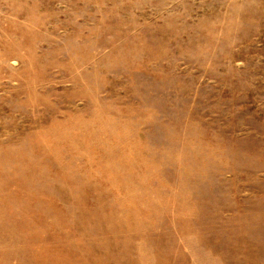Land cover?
<instances>
[{
  "label": "rangeland",
  "instance_id": "1",
  "mask_svg": "<svg viewBox=\"0 0 264 264\" xmlns=\"http://www.w3.org/2000/svg\"><path fill=\"white\" fill-rule=\"evenodd\" d=\"M0 264H264V0H0Z\"/></svg>",
  "mask_w": 264,
  "mask_h": 264
}]
</instances>
